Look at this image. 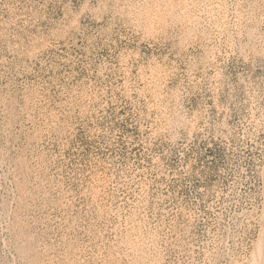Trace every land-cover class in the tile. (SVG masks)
I'll return each instance as SVG.
<instances>
[{
	"label": "rangeland",
	"instance_id": "1",
	"mask_svg": "<svg viewBox=\"0 0 264 264\" xmlns=\"http://www.w3.org/2000/svg\"><path fill=\"white\" fill-rule=\"evenodd\" d=\"M0 264H264V0H0Z\"/></svg>",
	"mask_w": 264,
	"mask_h": 264
}]
</instances>
